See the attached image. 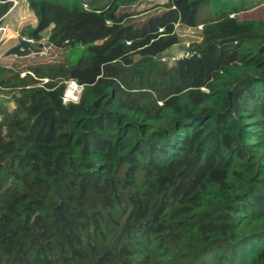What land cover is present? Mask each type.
<instances>
[{
	"label": "trees",
	"instance_id": "16d2710c",
	"mask_svg": "<svg viewBox=\"0 0 264 264\" xmlns=\"http://www.w3.org/2000/svg\"><path fill=\"white\" fill-rule=\"evenodd\" d=\"M140 1L28 0L23 36L53 25L49 45L84 48L24 76L0 64L15 99L0 104V264H141V244L169 264H264V19L226 34L248 0H168L137 22ZM178 23L203 38L165 62Z\"/></svg>",
	"mask_w": 264,
	"mask_h": 264
},
{
	"label": "rangeland",
	"instance_id": "374dc122",
	"mask_svg": "<svg viewBox=\"0 0 264 264\" xmlns=\"http://www.w3.org/2000/svg\"><path fill=\"white\" fill-rule=\"evenodd\" d=\"M156 0H142L130 7H127L125 11L133 14V20L137 22H141L146 16L150 14H154L158 12L159 8H155V5L151 6L155 3ZM247 2V0H244ZM248 6L251 8L241 12L238 14V20L229 23L223 28V32L226 34L236 33L241 27L237 24V22H241L245 19H249L251 17H257L259 19H264V0H248ZM86 7H90L89 5H85ZM146 10H151L149 12H145ZM203 18L208 15V5L203 4L201 7ZM208 11V12H207ZM201 15V12H200ZM12 16V18H11ZM13 13L7 17L8 20L12 19V23H15V28L17 30L22 27L24 23L32 22L31 20L34 18L32 14L23 7L21 10V14L18 22L17 17L13 18ZM32 27V26H27ZM20 31H15L13 34H5V31L1 30L0 32V64L5 66L12 67L16 70L21 71V76H24L27 73L28 67L40 63L46 62H59L69 59H74L80 55L83 50V46H79L77 48H65L59 49L54 46L48 44V37L51 31L49 27L42 35L44 36L41 42H37L34 40V45L36 47H40L43 52H32L30 55L25 56H4L2 53H5L10 47L19 43L20 37H25L22 35V29ZM28 38V37H26ZM203 38V30L202 28L194 27L193 29H187V31H183L181 34V40L178 43V49H184L185 47H193L194 43H198ZM183 51V50H182ZM3 93V92H2ZM0 104L7 106L9 109H13L15 107V99L12 96V93L7 91L4 92L1 96ZM136 260L141 261V264H169L168 260L162 255V253L154 246L150 248L145 246V244H141L137 252L134 255Z\"/></svg>",
	"mask_w": 264,
	"mask_h": 264
},
{
	"label": "crops",
	"instance_id": "0c3cea01",
	"mask_svg": "<svg viewBox=\"0 0 264 264\" xmlns=\"http://www.w3.org/2000/svg\"><path fill=\"white\" fill-rule=\"evenodd\" d=\"M13 1V6L12 8L10 9V11L5 15V17L3 18V20L1 21V24H0V28H5V34L7 32V34L11 33L13 34L15 31H20L19 29H24L25 27L27 26H32V27H36L37 25V18L34 14V12L31 10L30 6H29V2L28 0H12ZM168 0H156L155 3H153L151 6L155 5V8H159L158 11H162V9H164L163 5L165 3H167ZM23 7H26V9L32 14V16L34 17L31 21L32 22H27V23H24L22 25L21 28H19L17 30V28H15V23H12V19L8 20L7 17L10 16L12 13H13V18L15 19L17 17V20L18 22L20 20H22L21 18H19L20 14H21V10ZM151 10H146L145 12H149ZM12 18V16H11ZM53 25L50 27L52 28ZM194 27H188V26H185V25H182L180 23H178L176 25V31L180 37V40H181V34L183 31H187V29H193ZM177 46V45H176ZM4 55V53H2ZM5 56V55H4Z\"/></svg>",
	"mask_w": 264,
	"mask_h": 264
},
{
	"label": "built area",
	"instance_id": "2783aa9c",
	"mask_svg": "<svg viewBox=\"0 0 264 264\" xmlns=\"http://www.w3.org/2000/svg\"><path fill=\"white\" fill-rule=\"evenodd\" d=\"M202 26L203 25H199L198 28L201 29ZM1 30L5 31L6 29L0 28V32ZM192 54L193 52L190 50V48L185 47L184 49L179 50L178 45H177V46H174L172 49H169L168 51H166L162 56V60L165 62H174L185 55H192ZM65 83H66V88H65L63 96L65 95L66 92L70 93V96L67 99H63L64 103L73 102V97L78 98V102H79L81 94L84 90L85 84L75 78H70L66 80ZM2 94L4 93H2V91L0 90V100H1Z\"/></svg>",
	"mask_w": 264,
	"mask_h": 264
},
{
	"label": "water",
	"instance_id": "95a60500",
	"mask_svg": "<svg viewBox=\"0 0 264 264\" xmlns=\"http://www.w3.org/2000/svg\"><path fill=\"white\" fill-rule=\"evenodd\" d=\"M44 49L34 45V39L20 37L19 43L10 47L5 53V56L16 55L25 56L30 55L32 52H43Z\"/></svg>",
	"mask_w": 264,
	"mask_h": 264
},
{
	"label": "clouds",
	"instance_id": "9594fccd",
	"mask_svg": "<svg viewBox=\"0 0 264 264\" xmlns=\"http://www.w3.org/2000/svg\"><path fill=\"white\" fill-rule=\"evenodd\" d=\"M70 96V93L66 92L62 99H67ZM73 102H78V98L73 97Z\"/></svg>",
	"mask_w": 264,
	"mask_h": 264
}]
</instances>
